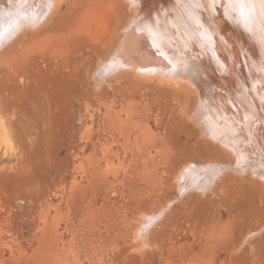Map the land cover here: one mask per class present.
I'll use <instances>...</instances> for the list:
<instances>
[{"label": "rangeland", "instance_id": "rangeland-1", "mask_svg": "<svg viewBox=\"0 0 264 264\" xmlns=\"http://www.w3.org/2000/svg\"><path fill=\"white\" fill-rule=\"evenodd\" d=\"M0 1V264H264V181L236 170L194 114L199 95L174 82L200 73L193 87L213 89L206 11L187 27L198 63L167 79L147 71L149 46L131 51L159 30L151 17L164 0H138L123 51L128 0H53L17 31L12 14L42 0ZM173 50L168 61L182 64Z\"/></svg>", "mask_w": 264, "mask_h": 264}, {"label": "bare ground", "instance_id": "bare-ground-1", "mask_svg": "<svg viewBox=\"0 0 264 264\" xmlns=\"http://www.w3.org/2000/svg\"><path fill=\"white\" fill-rule=\"evenodd\" d=\"M128 1L127 2L129 6L135 8V13L133 17L129 20V22L125 25V28L123 29L121 36V43H119L118 45V49L119 50L121 49L122 51L123 49L126 50L125 36L128 35L124 31L129 25L132 26L131 22L135 20L136 13L138 12L137 10L138 8L136 6L138 0H128ZM241 2L243 4V11L245 13V15L243 16H241L240 14L237 0H177V1L164 0L163 2L164 4H162V6L156 4V7L154 8L151 17L153 18L152 24L157 25L156 27L159 30H157L154 33V35L146 34L145 36L140 38L141 41L137 42L135 40H132L131 42L133 44L132 49L134 51L132 49L131 51L134 53L135 51L140 52L143 46L144 48L145 46H149L152 51L151 54L146 56L145 55L141 56V54H139L141 59L143 57L145 58L148 57L146 59L144 58L145 60L148 59V61L146 62L143 59L147 65L146 66L148 68L147 71H153L155 69H158L157 73H159V70H162V72L165 73V78L168 79L166 75H170V73H173L175 70V66L176 68H180L190 65L187 64V62L192 61V60L189 61V59H197V63H198V54H202L203 52V48H202L203 46L201 45L202 43L200 44L201 39H199L200 37H198L197 33H194L195 31L192 32V30L188 29L187 27H189L190 23H192L189 16H191V19L192 18L195 19L196 15L199 14L202 15L204 11H206V14L208 15L209 18L200 15L201 16L200 19L202 20L204 26L207 24L208 19L211 18L213 21V26H211L212 28H210V26L208 25L211 31L207 33L209 38H211V42L213 44V89L210 90V87L208 88V84L206 85L204 83L203 84L206 85V87L210 90V92L205 91V89L201 90L200 87H203L202 86L203 84H201V86L199 87L200 89L198 87L197 88L193 87L194 85H196L195 78L199 77L201 75L200 73H197V76L196 73H194L193 77L187 80L181 81L177 79L174 81L176 84L175 83L174 84L184 87L188 90L195 91L199 95V101L198 104L195 106L194 114L195 115L200 114V117L197 116L198 117L197 119L198 121H200L199 123H202V126L204 130L207 131V133L208 132L212 133L213 138L215 140H218L219 143L224 145L226 148L231 150L233 154H235L236 170L237 171L249 170L253 174L259 176L264 181V0H241ZM54 3L56 4V2H54L53 0H42V2H40L39 8L37 9L28 8L27 10L28 7L27 6L25 10V13H27V15L24 14L23 12L24 10H22L23 13H19L17 10L18 14H12L13 16L14 15L15 16L13 18L14 20L11 19V21H13L11 23L12 25L16 23L13 26V28L16 29L17 31V29L21 27V25H24V23H26L25 16L31 15V13L32 15H34V19L38 20L43 15L42 13L43 12L45 13L46 10L50 9V7ZM4 5L2 7H4ZM4 13H6V8ZM1 15L3 14H0V17ZM12 15H9L7 18L8 19L12 18L13 17ZM147 15H149L148 12ZM146 17H143V19ZM7 18L5 17V19ZM43 18H46V16H44ZM189 20L191 22H189ZM138 22L140 24V21H137V23ZM145 22L147 23V21ZM31 23L34 24V22ZM35 23L37 24V22ZM28 24L29 22H27V25ZM139 24L135 26H138ZM180 25L183 29H180ZM142 26L144 27L146 25H143L142 22ZM192 27L194 26L192 25ZM4 29L7 30L6 27ZM138 29L139 31H141L142 27L140 28L138 26ZM1 32L2 30L0 31V33ZM138 36L140 37V35ZM5 37L9 38L11 37V35H6ZM12 37L10 38V40L12 39ZM4 40L5 38H0V45L1 43L3 44L5 43L3 42ZM7 40L8 39H6V41ZM128 46L131 47V44ZM173 49L176 51L179 50V52L180 51L183 52V56H185V58H183L184 62L182 64L181 62L178 63L179 59H176L175 61L172 62L168 61L169 58L174 57V53L173 56H171L172 55L171 54L169 57L165 55H168L170 52H172ZM159 50L162 52V55L157 54ZM122 51L121 53H123ZM131 51L130 52L126 51L127 55L128 52L130 54ZM115 55L116 53L113 54L114 57H116ZM118 56L121 58V61L125 62L124 64L127 65L130 64L132 67V63L134 59L132 60L131 58L134 57L130 58L129 56L124 58L125 56L124 53L121 54V56L120 55ZM137 64L134 66H137ZM131 69L136 73L137 71H139L135 69V67ZM163 78L164 77L162 76V79ZM173 78L175 79V77ZM197 81H199V79ZM200 83L201 82H199V84ZM212 90H213V94H211ZM194 114H192V116H195ZM254 134L257 135L258 139L255 137ZM226 167L227 166H224V168ZM194 169L195 168L193 165H189L182 171V175L184 179L183 186H187L188 188L189 186L188 183L192 182L191 180H190L191 182H189V179H191L190 178L191 175L193 173L196 174L198 171L196 170L195 172ZM216 176L218 177V175ZM193 177H195V175ZM195 179L197 181V178ZM196 184L195 186L194 185L192 186L195 187V189L202 190L200 188L202 187L203 184L201 182L200 183L198 182V185ZM146 229L147 228H145V230ZM142 230H144V228L141 229L140 231L143 232L142 235H144V231Z\"/></svg>", "mask_w": 264, "mask_h": 264}, {"label": "snow or ice", "instance_id": "snow-or-ice-1", "mask_svg": "<svg viewBox=\"0 0 264 264\" xmlns=\"http://www.w3.org/2000/svg\"><path fill=\"white\" fill-rule=\"evenodd\" d=\"M237 4L239 5V11L241 16L245 15L244 11H243V4L241 2V0H237Z\"/></svg>", "mask_w": 264, "mask_h": 264}]
</instances>
